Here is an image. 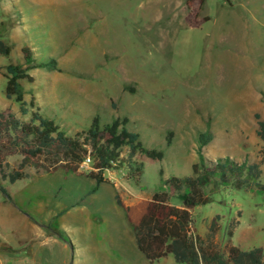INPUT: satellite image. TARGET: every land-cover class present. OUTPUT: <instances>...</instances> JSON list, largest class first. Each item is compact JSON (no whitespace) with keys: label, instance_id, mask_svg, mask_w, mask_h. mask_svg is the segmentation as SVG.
<instances>
[{"label":"rangeland","instance_id":"rangeland-1","mask_svg":"<svg viewBox=\"0 0 264 264\" xmlns=\"http://www.w3.org/2000/svg\"><path fill=\"white\" fill-rule=\"evenodd\" d=\"M187 2L0 0V37L13 47L0 55V111L23 120L38 113L68 135L88 131L96 117L102 125L127 117L146 147L165 154L143 160L139 182L126 169L108 172L96 191V181L62 170L2 183L0 264H175L173 256L155 263L144 257L118 199L140 208L167 191L169 179L192 176L198 137L208 131L215 136L208 158L260 160L264 0H206L198 20H208L198 27ZM25 46L48 65L31 71L34 84L24 83L28 115L6 96V68L24 63ZM206 194L213 203L192 212L203 240L224 249L238 224L234 246L264 248V189L213 182ZM172 204L182 206L179 196Z\"/></svg>","mask_w":264,"mask_h":264},{"label":"trees","instance_id":"trees-1","mask_svg":"<svg viewBox=\"0 0 264 264\" xmlns=\"http://www.w3.org/2000/svg\"><path fill=\"white\" fill-rule=\"evenodd\" d=\"M206 0H188L190 20L195 26L208 19L198 20ZM13 47L0 37V55L10 56ZM24 63L9 65L6 70V96L21 105L23 115H28L24 83L34 84L31 71L46 68L36 60L30 46L23 48ZM52 69L57 62L51 60ZM135 92L133 88H126ZM264 103V94L262 93ZM35 100L30 102L35 107ZM258 137L263 142L260 160L246 158L238 162L232 158L212 160L205 149L213 143L215 136L210 132L198 137L199 162L193 165V175L186 178L173 177L166 182L167 191L154 194L146 206L128 208L120 199L118 204L127 212L134 228L139 251L150 262L155 263L173 256L175 264H264V248L243 250L232 244L235 229L229 231L230 241L220 249L213 240L206 242L194 225L193 211L197 207L213 203L206 189L212 183L232 185L238 189L261 188L264 177V116L256 115ZM173 132L168 134L167 145L172 146ZM18 157L15 165L10 158ZM163 151L149 149L141 134L132 128L129 118H116L112 123L102 125L100 118L94 119L88 131L68 135L51 119L33 113L30 120H23L12 110L0 111V190L6 195L2 183L15 184L29 178V171L54 174L60 170L67 174L85 176L96 181V191L102 183L108 182L106 173L128 170L129 177L140 181L144 175L143 160L162 161ZM90 163V170L85 169ZM179 196L182 206L172 204V197ZM216 222L212 226L215 231Z\"/></svg>","mask_w":264,"mask_h":264}]
</instances>
